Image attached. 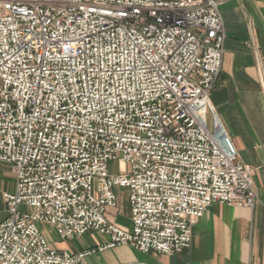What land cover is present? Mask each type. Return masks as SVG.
<instances>
[{
  "label": "built area",
  "instance_id": "obj_1",
  "mask_svg": "<svg viewBox=\"0 0 264 264\" xmlns=\"http://www.w3.org/2000/svg\"><path fill=\"white\" fill-rule=\"evenodd\" d=\"M224 39L218 0H0V164L15 179L0 264H85L120 245L175 256L212 204L255 206V169L209 99ZM116 189L130 229L108 218ZM37 224L106 241L59 252Z\"/></svg>",
  "mask_w": 264,
  "mask_h": 264
},
{
  "label": "crops",
  "instance_id": "obj_2",
  "mask_svg": "<svg viewBox=\"0 0 264 264\" xmlns=\"http://www.w3.org/2000/svg\"><path fill=\"white\" fill-rule=\"evenodd\" d=\"M225 39L219 78L209 99L220 117L242 164L255 169V206L212 204L192 227L190 247L175 256L143 254L128 245L90 253L85 264H264V0H218ZM10 176L0 191V221L6 217L2 199L13 193ZM116 189L117 206L108 218L130 229L127 192ZM106 238L94 232L73 241L57 236L50 246L77 254L96 250Z\"/></svg>",
  "mask_w": 264,
  "mask_h": 264
},
{
  "label": "rangeland",
  "instance_id": "obj_3",
  "mask_svg": "<svg viewBox=\"0 0 264 264\" xmlns=\"http://www.w3.org/2000/svg\"><path fill=\"white\" fill-rule=\"evenodd\" d=\"M108 172L111 175H117L119 174L118 170V163L117 161H113L109 163ZM10 180V176L5 173V171H0V191L5 189L7 186V183ZM121 195H125V192L120 190ZM23 211L25 213L31 214L33 212L32 208H24ZM37 229L40 231L42 236L45 238L47 243H53L55 241L56 234L54 233L53 229L42 224H37Z\"/></svg>",
  "mask_w": 264,
  "mask_h": 264
}]
</instances>
